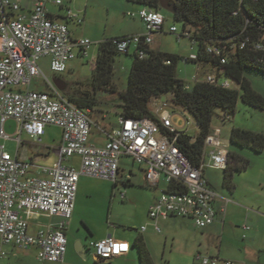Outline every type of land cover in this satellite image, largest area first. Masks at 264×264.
Segmentation results:
<instances>
[{"label": "built area", "instance_id": "2783aa9c", "mask_svg": "<svg viewBox=\"0 0 264 264\" xmlns=\"http://www.w3.org/2000/svg\"><path fill=\"white\" fill-rule=\"evenodd\" d=\"M49 0H34L28 14L21 12L18 0H0V139L13 140L16 151L12 156L0 144V241L21 250L34 248L40 263H61L66 253L65 228L72 216L80 177L116 183L119 165L123 157L144 166L148 186L157 187L162 180L164 188L148 209V220L155 232L159 222L169 216L191 220L193 227L204 229L215 221L214 208L218 195L204 177L206 169L224 171L228 164V145L222 140L219 129H214L203 144L200 163L195 166L176 146L180 134L195 136L197 126L193 118L173 106L171 97L148 105L151 118L132 119L118 116L116 126L106 135V142L98 146L90 142L95 127L88 112L71 104L43 75L38 62L47 59L54 75L66 72L68 64L77 56L87 57L93 44L89 39L73 41L68 25L49 17L46 4ZM62 6V0H52ZM145 27L144 34L113 38L118 53L127 54L130 49L148 46L152 35L163 31L165 18L153 9L142 8L136 13ZM68 19L82 23L80 13L67 10ZM168 32L177 40L190 39L191 33L178 31L175 25ZM194 45V42L191 41ZM244 47V43L241 44ZM262 50L261 43L254 44ZM78 52V54H77ZM206 52L220 58L222 51L214 46ZM143 58V52L138 53ZM189 60L195 61L196 55ZM92 67L95 61L91 62ZM46 81L45 92L31 90L34 79ZM193 84L230 89L233 83L215 74L192 77ZM185 88L190 90L189 85ZM13 120L15 133H4V124ZM47 126L61 130L58 146H41V136ZM25 134L29 141H23ZM30 144L43 155L52 151L56 160L49 166L38 165L23 157L22 150ZM79 159L75 168L67 162ZM128 179V177H127ZM171 186V187H170ZM170 187V188H169ZM124 197V194H121ZM59 217L57 225L30 227L41 218ZM146 226L140 228L144 232ZM248 229V227H246ZM96 258L108 262L126 255L129 245L111 237L90 244ZM1 255L5 254L1 252ZM201 264H218L215 257H198ZM223 264H233L224 262Z\"/></svg>", "mask_w": 264, "mask_h": 264}, {"label": "trees", "instance_id": "16d2710c", "mask_svg": "<svg viewBox=\"0 0 264 264\" xmlns=\"http://www.w3.org/2000/svg\"><path fill=\"white\" fill-rule=\"evenodd\" d=\"M127 1L158 12L161 10L159 0ZM167 1L174 24H179L181 31L191 33L189 40L196 47V60L187 58L185 61L195 64L201 70L208 69L217 77L228 79L233 83L232 88L223 89L199 82L187 90L185 82L177 75L181 57L141 46L133 50L126 88L119 91L114 82V62L121 54L116 51L110 39L98 44L90 80L85 83L75 82L62 93L77 109L88 112L90 118L92 114L106 115L104 105L111 102L109 96L117 95L118 115L132 119L151 118L148 109L151 101L171 95L173 106L188 113L196 123V135L180 134L176 146L191 164L197 166L201 160L204 140L212 132L211 123L217 110L227 117L232 116L238 100L247 106L264 110V98L252 89L244 76L245 71L264 74V0ZM242 43L244 47L241 48ZM258 43L263 45L262 50L254 48V44ZM209 46L222 51L225 64L222 65L220 58L206 52ZM139 52H143V58H139ZM228 140L234 148H247L256 154L264 150L263 133L232 128ZM228 160H233L230 153ZM232 171L238 172L239 168L228 167L224 170V184L227 187H231ZM136 247L139 251V264H153L144 244L139 241Z\"/></svg>", "mask_w": 264, "mask_h": 264}, {"label": "crops", "instance_id": "0c3cea01", "mask_svg": "<svg viewBox=\"0 0 264 264\" xmlns=\"http://www.w3.org/2000/svg\"><path fill=\"white\" fill-rule=\"evenodd\" d=\"M18 1L20 2L21 12L28 14L31 10L32 3L34 0H29L28 3L25 4L23 3V0H18ZM62 1H63L62 6H56L52 2V0H49L46 4V8L49 17L51 19L66 23L68 25L70 31V37L73 41H75L79 38H82L77 33L76 25L81 27L84 24L85 13L88 8L87 6L89 4V0H83L86 7L84 11H80L77 10V8H75L76 3L74 5L73 3L74 0H69L68 3H65L64 0ZM133 4H137V3H133ZM137 5L140 6L138 11L141 10L142 8H146L141 4H137ZM67 10L80 13L82 17V23L77 24L74 20L68 19ZM139 21L141 23V26L137 30L132 31L126 35L131 36V35L145 33L144 24L142 23L141 20ZM171 26L172 25H170L169 27ZM164 31H168V29L163 27V31L161 33L153 34L152 36L156 35L155 38L157 37V40L159 42H153L152 39L148 47L154 51H159V52L179 56L182 58L180 62L184 64H188V62H186L185 59H187L190 55H196V52H193L194 45L191 44V41L189 39L182 38V39H187L189 41L190 46L188 49L187 47H184V49L179 52L174 50H168L163 47L162 38L163 35L165 36ZM113 38H119V36L116 34H110L109 36H105V38L98 39L97 46L93 47L92 44L90 48L87 50L86 58L77 56L72 61H70L66 72H70L74 70L72 66L73 62L80 60L82 62V60L84 59L85 60L89 59L88 62L86 61V64L87 65L89 64L92 73L94 67H92L91 62L96 61L98 44L104 40H110ZM176 41L179 46L182 44L180 43L181 39L180 40L176 39ZM131 50L133 54V49ZM122 55L128 56L129 51L127 54H122ZM197 73L200 76L211 74V72L208 69L201 70L196 66L195 72L191 75L189 79L190 81H192V83L187 82V80H183L185 84L189 85L190 88L194 85L192 77H194L195 74ZM54 78L61 79L66 85L65 89L67 88L68 83H75V82H66L62 77L58 75H55ZM84 81H88V80H81V81L78 80L77 82H84ZM189 83H191V85ZM63 91H59V92L61 93ZM41 92H45V91H41ZM170 97L171 95H164L157 99H153L151 102L153 103L158 102ZM114 113L117 114V117L119 116L116 108ZM93 123L95 127L92 129L90 142L98 146H102L106 142L105 133H107L112 127H114V125H112L110 121H108L107 114L101 117L99 123L100 125H98L94 121ZM252 132L264 134V127L262 128V130H253ZM44 134H45V130H44ZM44 134L41 136V142ZM60 138H61V130L56 146H58L60 142ZM223 141L227 145L229 144L228 138L224 139ZM28 146L33 147L30 144H27V146L23 148L22 154L24 158L38 165L43 164L44 166H49L55 162L56 155L53 151L49 153V155L48 154L43 155L38 149H34V151L28 154L26 152V148ZM43 147H47V146H43ZM238 149L240 151L231 152L228 145V154L230 153L233 155V160L232 161L228 160L229 164H227L226 168L237 167L239 168V171L238 172L232 171V175L230 176L231 187L225 186L224 171H221L222 177L220 180V185L226 191L225 194L223 193L219 194L213 188L211 181L207 177L208 171L210 170L217 171V170L206 169L204 171V177L208 181L210 188L219 197L214 203V208L216 211L215 221L210 226L204 229H197L193 227L192 222L189 219L169 216L167 219L161 220L159 222L160 231L158 233L155 232L153 227L150 226L149 224L148 209L160 195V189L164 188V184L161 180L157 187L148 186L145 180L144 166L137 165V167H135L136 164H134L130 158L123 157L119 165L118 181L116 183H113L112 185L111 197L115 196L116 192L120 193L122 191L121 189L126 190L127 188H131L136 185H139L138 187H140L143 191L146 192L145 201L138 211L137 221L129 222L131 224H134V226H130L122 222H118V224L109 223L110 220L107 218V224H108L107 229L104 231H95L93 228L89 227L85 222L86 226L84 225L85 226L84 230L86 235L83 238V236L80 233H84V232H80V229L78 228L79 218L77 217V210H78L77 207H79V204H81V200L79 199V196H81L80 195L81 179L86 177H80L72 216L64 231L67 239V248L62 262L40 263L36 259V250L34 248L21 250L13 247L12 245H3L1 244V241H0V260L4 258L10 262L9 264H16L20 258L19 257L20 255L17 252L18 250L20 252H31L33 256L35 255V260L39 264H91L87 260V254L90 252L92 253V257H93L92 259L95 262L98 261L94 256L90 244L93 242L100 241L106 237H111L118 241L127 243L129 245V251L126 255L114 258L108 262H105L104 264H139V251L138 248L136 247L139 241L144 244L153 264H157L156 263L157 259H158V264H201L198 259V257L200 256L218 258L219 259L218 264H223L224 262H232L233 264H264V150L261 153L256 154L252 150L247 148L245 149L238 148ZM67 164L75 168H78L79 159L77 157H73L67 162ZM139 175H141L142 177H139ZM140 178L143 179V184L137 182V181H141ZM121 194L122 193H120V198L122 202L126 200L128 203H130V199H126L125 192L123 193L124 197H121ZM60 220L61 219L59 217H51V218L41 217L36 222L37 224L33 223V225H31L30 232L34 233L39 225L55 226ZM143 226H146V229L144 232H141L140 228ZM246 227H248V229H246ZM119 229H123V230L119 231ZM132 231H134V233H131ZM68 236L72 237L73 239L72 242L73 241L75 242L74 246L76 243L79 242L84 247L85 249L84 258H81L76 253V251H74V249L68 248L69 246ZM1 252H3L5 255L2 256ZM0 264H2L1 261Z\"/></svg>", "mask_w": 264, "mask_h": 264}, {"label": "rangeland", "instance_id": "374dc122", "mask_svg": "<svg viewBox=\"0 0 264 264\" xmlns=\"http://www.w3.org/2000/svg\"><path fill=\"white\" fill-rule=\"evenodd\" d=\"M28 1L29 0H23V3H28ZM64 2L68 3L69 0H64ZM73 3L74 5L76 3L75 8H77V10L84 11L86 8L83 0H74ZM87 7L88 8L85 13L84 24L81 27L76 25V27L79 36L82 38L89 39L93 43V47L97 46L98 39L105 38V36H109L110 34H116L119 37L128 36L126 34L137 30L141 26V23L137 17L127 16V13L138 12L140 6L127 2V0H89V4ZM160 13L165 18L164 28L169 29L168 27L170 25H175L178 31L181 30V26L179 24H174L171 12L161 9ZM164 34L165 36L163 35L162 38L164 48L177 52L182 51L184 47H187V49L189 48L190 44L187 39H181L180 43L182 44L179 46L177 44L175 35L170 34L168 31H164ZM155 36H152L153 42H159L157 40V37L155 38ZM193 52H196L195 46H193ZM131 55L132 50L130 49L128 56L118 55L114 62V81L119 91H123L126 88L127 77L133 60V56ZM86 61L88 62L89 59H84L82 60V62L81 60L73 62V71L65 72L58 76L62 77L66 82L90 80L91 67L89 66V64H86ZM38 65L44 77L49 82H51L55 75L49 70L48 60L42 59L38 62ZM195 68V64H184L182 62H179L177 65V75L181 80H187V82L192 83V81H190L189 79L191 75L195 72ZM244 76L250 82L252 89L258 92L264 98V74H260L255 71H245ZM85 82L86 81H84V83ZM191 83L189 84L191 85ZM67 85L71 86L73 85V83H68ZM31 90L46 91V81L42 77L34 79L31 83ZM109 97L111 102L108 105H104L103 109L105 110V112H107L108 121H110L112 125L116 126L115 123L117 114H115L114 111L116 105L119 103V98L117 95H111ZM215 114L216 115L212 119L211 129H220L222 140L227 138L229 139V134L232 128H241L253 131L262 130V128L264 127V110L247 106L241 100H238L235 112L232 116L227 117L220 110H217ZM90 116L92 121L100 125L99 123L102 114H92ZM15 130V122L13 120L6 121V123L4 124V133L8 136H12L15 133ZM189 134L194 135L193 131L191 130L189 131ZM59 136L60 130L58 128L47 126L45 128V134L42 137V142L40 144L41 146L54 148L57 145ZM21 139L23 141H29L25 134L22 135ZM0 144H3L5 146V150L10 155L13 156L15 154L16 143L13 140L4 141L0 139ZM34 149L36 148L28 146L26 148V152L30 154L32 151H34ZM229 149L231 152L240 151L238 148H234L230 145ZM38 150L42 151L40 147L38 148ZM135 167H137V165ZM139 177L142 176L139 175ZM207 177L211 181L213 188L219 194L226 193V191L220 185V180L222 177L221 171L210 170L207 172ZM140 180L141 181L137 182L143 184V179L140 178ZM112 185V182H106L98 179H81V196H79L81 204H79V207H77V217L79 218L78 228L80 229V232H84L80 233L83 238L86 235L84 230L86 223L95 231H104L107 229L108 226L107 218L110 220L109 223L118 224V222H122L130 226H134V224H131L129 222L137 221L138 211L145 201L146 192L143 191L140 187H138L139 185L127 188L126 190L121 189L122 191L120 193L125 192L126 199H130V203H128L126 200L122 202L120 198V193L118 192L115 193L116 195L114 194L115 196L111 197ZM122 230L123 229H119V231ZM131 233H134V231H132ZM68 238V248H72L75 251V242H72V237L68 236ZM17 252L20 255V258L16 264H39L35 260V255L33 256L31 252H20L18 250ZM92 258V253H88L87 260L91 264L95 262ZM0 261L2 262V264L10 263L4 258H2ZM102 263L104 264L105 262ZM156 263L158 264V259Z\"/></svg>", "mask_w": 264, "mask_h": 264}, {"label": "water", "instance_id": "95a60500", "mask_svg": "<svg viewBox=\"0 0 264 264\" xmlns=\"http://www.w3.org/2000/svg\"><path fill=\"white\" fill-rule=\"evenodd\" d=\"M159 5L160 8L166 11H170L169 10V2L167 0H159ZM52 84L59 90V91H63L66 87L65 83L61 80V79H57V78H53L52 79ZM76 253L81 257L84 258L85 256V249L84 247L78 242L75 244L74 246ZM98 262L102 263L104 262L102 259L100 258H96Z\"/></svg>", "mask_w": 264, "mask_h": 264}]
</instances>
